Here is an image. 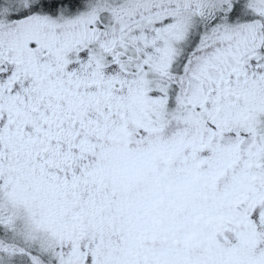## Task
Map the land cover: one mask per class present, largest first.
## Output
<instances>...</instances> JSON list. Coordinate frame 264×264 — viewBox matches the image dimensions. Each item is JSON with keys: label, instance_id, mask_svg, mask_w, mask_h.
Instances as JSON below:
<instances>
[{"label": "snow or ice", "instance_id": "obj_1", "mask_svg": "<svg viewBox=\"0 0 264 264\" xmlns=\"http://www.w3.org/2000/svg\"><path fill=\"white\" fill-rule=\"evenodd\" d=\"M0 264H264V0H0Z\"/></svg>", "mask_w": 264, "mask_h": 264}]
</instances>
